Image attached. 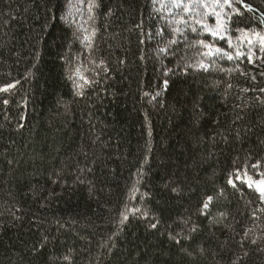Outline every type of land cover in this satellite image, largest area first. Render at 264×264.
<instances>
[{
  "label": "trees",
  "instance_id": "trees-1",
  "mask_svg": "<svg viewBox=\"0 0 264 264\" xmlns=\"http://www.w3.org/2000/svg\"><path fill=\"white\" fill-rule=\"evenodd\" d=\"M95 2L0 0V85L18 81L0 93V264H264V204L227 183L245 165L262 177L264 74L198 54V40L232 51L227 39L174 34L192 2ZM238 27L264 35L252 13L233 17L225 36L241 50Z\"/></svg>",
  "mask_w": 264,
  "mask_h": 264
},
{
  "label": "snow or ice",
  "instance_id": "snow-or-ice-1",
  "mask_svg": "<svg viewBox=\"0 0 264 264\" xmlns=\"http://www.w3.org/2000/svg\"><path fill=\"white\" fill-rule=\"evenodd\" d=\"M153 2L154 3L160 2L162 7L169 6V4L164 3L163 0H153ZM262 2H264V0H262ZM183 5H184V0H170L171 7L179 8L182 7ZM196 6L204 9V11L203 12L196 11L195 10ZM97 7H99V4H97L95 0H89L87 8L90 14L93 13V10ZM183 10L186 16H180L179 14H177L176 16L173 17L172 21L170 22L172 24V32L174 34L183 35L184 29L180 27L181 25L187 26L188 28L191 29L192 32L207 31L214 38L227 39L228 49L232 50V51H228L220 47H215L211 43H207L203 40H198L196 44L200 48L204 49L203 51L198 52L200 56L208 57V58L215 57L219 59L226 58L228 61H232L234 59L239 60L241 58H244L249 63L254 62L253 60L254 56L256 57V59L261 58L259 55H257L256 52H253L252 50V46L254 45L253 39L248 38L247 44L249 45V47L246 50H241L239 46L236 47L233 46L231 39L227 38L225 36V33L228 31V25L232 22V18L241 17L245 11L248 13H252L254 16L258 17L259 22L261 24H264V11L258 9L252 4L246 3V0H214V2L213 0H192V4L187 7H184ZM108 15H111V10H109ZM209 15H214L216 18V23L214 27H210L205 21V17ZM89 18L92 19L94 17L90 15ZM245 19H247V17H245ZM137 27H142V26L137 25ZM237 30L242 31L245 35H247L248 32L247 28L240 29L238 27ZM163 34H164L163 28L158 29L157 32L155 33V35H159L161 37H163ZM94 35H95V30H93V32L91 33V36ZM146 35L151 37L152 33H147ZM252 36L257 38L256 43L258 44V51L264 52V35H262L259 32H252ZM88 39H89V43H91V37H88ZM141 43H143V41H141ZM176 43H177L176 39H169L168 42L164 44V46L158 48V52L166 54L169 51L170 46ZM141 59H143V57H141ZM100 63L102 64L103 62L101 61ZM184 66L186 68L199 67L204 71H208L210 67V65L205 64L203 61H200L198 65L186 63ZM170 73L174 74L173 69L165 68L161 70L162 77H168ZM80 79L83 80L84 83H89V81L86 80L83 76H81ZM17 83L18 81L9 82L0 85V93H4V94L10 93V91L16 87ZM167 87H168V79H164L163 88L166 90ZM261 91H264V89H261ZM145 95L147 96L148 93L145 92ZM158 95L159 92L155 93L152 98L155 99L156 96ZM2 103L4 105H8L9 100L7 98H4L2 100ZM247 167L248 166L245 165L244 168H237L236 170H234V172L230 173L227 183L234 189H237L238 185L236 181H239L240 185L246 186L253 193L257 194V198L259 199L260 203L264 204V178L253 179L251 176H248L246 171ZM251 167L256 169H261L259 175L264 177V164L258 161L257 163L252 164ZM245 177L247 178L245 179ZM133 190H136L134 186H133ZM171 190L174 192L178 191V189L176 188H172ZM220 194L221 195L223 194L222 191ZM213 199H214L213 196H207L202 203V207L200 211L203 212L204 210L208 209ZM258 211L264 212V208L258 209ZM137 213L139 214L140 217H143L145 220H147L150 216L149 212H145L139 209L133 212V216H136ZM120 216H121V223L127 221L128 220L127 209L124 212L120 213ZM158 223L159 221L157 219L156 222H152L150 224V227L156 229ZM190 230L195 231V228H192ZM245 236H247V233H245ZM170 239H173L177 243H179V240L176 239V236H170ZM252 243H255V240H253ZM65 259H67V257Z\"/></svg>",
  "mask_w": 264,
  "mask_h": 264
},
{
  "label": "rangeland",
  "instance_id": "rangeland-1",
  "mask_svg": "<svg viewBox=\"0 0 264 264\" xmlns=\"http://www.w3.org/2000/svg\"><path fill=\"white\" fill-rule=\"evenodd\" d=\"M192 2V0H184V3H191ZM213 2H214V0H213ZM165 3H170V0H165ZM248 38H251V39H253V41H254V45L252 46V50H253V52H256L257 53V55H259L261 58L260 59H256V57L254 56L253 57V60H254V62L253 63H251V65H253V67H255V69H257L258 71H259V73H261V74H264V52H259L258 51V44L256 43V41H257V38L256 37H254V36H252V32L249 34V33H247V35H245L244 37H243V42H242V44L244 45V46H246L247 48L249 47V45L247 44V39ZM186 64V62H184V61H182V62H180L178 65L179 66H181V67H185L184 65ZM197 65V64H196ZM194 68V67H193ZM77 80H78V78H76V79H74V83H76L77 82ZM73 83V84H74ZM248 175V174H247ZM249 176V175H248ZM247 177H245V179H246ZM261 178H264V177H261Z\"/></svg>",
  "mask_w": 264,
  "mask_h": 264
},
{
  "label": "bare ground",
  "instance_id": "bare-ground-1",
  "mask_svg": "<svg viewBox=\"0 0 264 264\" xmlns=\"http://www.w3.org/2000/svg\"><path fill=\"white\" fill-rule=\"evenodd\" d=\"M3 94V93H2Z\"/></svg>",
  "mask_w": 264,
  "mask_h": 264
}]
</instances>
